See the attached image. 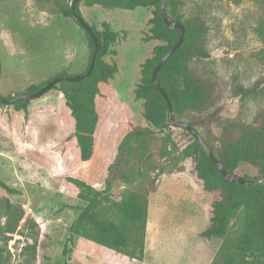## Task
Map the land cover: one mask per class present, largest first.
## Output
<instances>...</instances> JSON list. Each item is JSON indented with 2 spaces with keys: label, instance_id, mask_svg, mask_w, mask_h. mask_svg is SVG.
<instances>
[{
  "label": "rangeland",
  "instance_id": "rangeland-1",
  "mask_svg": "<svg viewBox=\"0 0 264 264\" xmlns=\"http://www.w3.org/2000/svg\"><path fill=\"white\" fill-rule=\"evenodd\" d=\"M85 2L81 0L78 9L89 25L102 31L107 21L109 29L118 33L109 48L111 54L102 57L117 67L109 83L116 94L113 98L104 95L115 103L105 122L114 121L116 106L123 105L122 114L128 110L135 125L154 132L144 150L146 160L134 158L130 164L141 168L144 181L157 172L154 166L163 170L148 196L143 258L128 259L105 249L91 241V233L86 234L89 238L80 232L71 235L85 202L67 182L75 175L73 156L64 143L71 131L62 116L63 123L56 122L61 114L55 104L61 97L51 92L48 98L30 103L35 114L32 122L20 114L6 123V108L0 105V180L16 191L9 194L0 188V264H211L225 239H206L201 233L208 226L217 195L203 190L191 158L170 164L161 157L169 145L143 119L142 102L133 94L142 64L162 44L145 40L152 9L117 10L108 16ZM61 4L71 6L72 0H61ZM178 13L183 19L198 16L208 27V57L193 60L190 68L196 77L215 82L220 89L218 123L196 128L216 151L221 122L227 118L250 122L264 111V0H179ZM91 54L85 31L74 18L59 14L54 0H0V97L22 95L56 74L81 75ZM235 85L251 91L234 97ZM166 132L178 151L191 143L180 127L170 124ZM77 166L85 169V165ZM177 166L182 170L177 171ZM237 174L253 176L247 166ZM129 187L123 182L114 184L98 213L117 221L114 204ZM241 212L230 222L231 233L240 224ZM261 254L259 249L256 257L261 259Z\"/></svg>",
  "mask_w": 264,
  "mask_h": 264
},
{
  "label": "trees",
  "instance_id": "trees-1",
  "mask_svg": "<svg viewBox=\"0 0 264 264\" xmlns=\"http://www.w3.org/2000/svg\"><path fill=\"white\" fill-rule=\"evenodd\" d=\"M80 1L75 12L83 19L78 9ZM85 5L96 8L100 15L108 16L117 10L152 9V17L148 20L150 28L145 40L162 44L156 45L152 50V57L142 64L140 81L133 91L134 98L142 102V117L161 133V139L169 145L160 152L161 157L169 160L170 164L172 160L181 162L191 158L203 190L217 195L211 204L208 226L201 233L206 239H225L217 258L211 264H264V111L257 113L250 122L240 118H227L221 122L216 151L197 131L227 172L237 174L238 170L247 166L252 169V178L261 182L240 185L225 181L190 132L181 128L191 139V143L181 151L177 150L166 132L170 126L169 108L156 90L151 73L158 61L178 41L179 31L170 30L163 23L159 0H86ZM178 5L179 0H166V14L168 18L183 25V41L159 69L158 80L170 101L176 121L186 122L195 130L197 127L207 128L219 121L222 108L216 104L220 98V89L215 82L196 77L190 64L193 60L208 57V27L198 16L183 19L178 13ZM54 8L64 18H73L71 6L62 5L61 0H54ZM76 23L78 24L77 21ZM106 23L102 24L103 30L98 31L86 22L99 44L89 77L78 82H59L33 100L0 105L6 108V123H9V118L13 115L20 114L24 121L32 122L35 114L34 108L30 106L31 102L48 98L51 92L60 95L61 99L55 105L59 107L61 115L56 122L61 121V124L67 121L69 124L71 132L64 143L73 156L72 168L75 170V175L67 178V182L78 190V198L85 202L70 229L71 235L80 232L82 237L89 238L86 234L91 233V241L95 244L128 259L142 260L148 196L155 191L157 176L163 170L159 165L154 166L152 170L157 172L152 176L147 175V180L144 181L141 168L130 164L134 158L138 162L146 160L144 150L154 132L148 127L135 125L128 110L125 109L126 114H122L123 105L116 106L119 108L114 121L105 122L115 103L105 100L104 95L107 93L108 98H113V94H116L109 83L116 74L117 67L115 64L105 63L102 57L111 54L109 48L118 37V33L109 29L111 27L107 21ZM85 33L92 52V40L86 31ZM56 76L63 75L56 74L54 77ZM54 77L42 85L30 86L22 95L37 92ZM231 90L234 97L246 96L251 91L243 90L239 85ZM36 107L39 109L38 104ZM77 165H85V169L78 168ZM176 169L181 171L182 167L177 166ZM100 175H103L101 182ZM117 182L131 187L125 189L121 201L114 204L117 221H113L98 213V210L107 201L110 190ZM0 188L9 194L16 193L1 180ZM239 210L242 211L240 224L231 233L230 222L236 218ZM259 249L261 259L256 257Z\"/></svg>",
  "mask_w": 264,
  "mask_h": 264
},
{
  "label": "water",
  "instance_id": "water-1",
  "mask_svg": "<svg viewBox=\"0 0 264 264\" xmlns=\"http://www.w3.org/2000/svg\"><path fill=\"white\" fill-rule=\"evenodd\" d=\"M78 1L79 0H73L72 1V4H71L72 16L78 22V24L89 34V36L92 40V43H93V51H92V54L90 57L89 66H88L87 71L84 74L77 75V76H70V77L69 76H56L52 80L47 82L44 86H42L37 92H35L33 94L19 95V96H16L14 98H11V99H4V98L0 97V103H2V104H13V103L19 102V101L33 100V99L40 97L42 94H44L45 92L50 90L55 84H57L59 82H62V81L78 82V81L84 80L85 78L89 77V75L91 74L93 67H94L96 55H97L98 49H99V44H98V41H97L95 35L93 34L91 28L86 24V22L81 17L76 15L75 9H76ZM159 2H160V16H161V19H162L163 23L165 24V26H167L170 30L177 29L179 31L178 41L158 61V63L156 64V66L154 67V69L152 70V73H151V80H152L156 90L162 96V98L164 99V101L166 102V104L169 108V122H170V124L173 125L174 127L183 128L193 135V137L196 139V141L202 147L206 157L216 167L219 174L221 175V177L225 181L230 182V183L240 184V185L253 184L256 182H261L260 180H257L254 178H244V177H241L237 174L227 172L224 169V167L222 166V164L214 157V155L212 154V152L210 151L208 146L204 143V141L201 138V136L199 135V133L194 128L189 126L187 123L179 122V121H176L174 119L173 112H172L171 105H170V101H169L167 95L165 94L164 90L160 87L157 74H158L159 69L165 63V61L181 45V43L183 41V37H184V27L182 24L175 22L174 20L168 18L167 14H166V0H159Z\"/></svg>",
  "mask_w": 264,
  "mask_h": 264
},
{
  "label": "crops",
  "instance_id": "crops-1",
  "mask_svg": "<svg viewBox=\"0 0 264 264\" xmlns=\"http://www.w3.org/2000/svg\"><path fill=\"white\" fill-rule=\"evenodd\" d=\"M91 9H96V8H91Z\"/></svg>",
  "mask_w": 264,
  "mask_h": 264
}]
</instances>
